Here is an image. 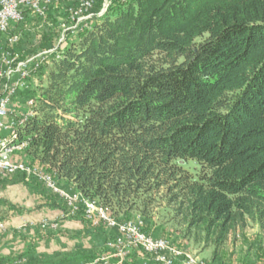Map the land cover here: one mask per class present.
I'll return each instance as SVG.
<instances>
[{
    "label": "trees",
    "instance_id": "trees-1",
    "mask_svg": "<svg viewBox=\"0 0 264 264\" xmlns=\"http://www.w3.org/2000/svg\"><path fill=\"white\" fill-rule=\"evenodd\" d=\"M47 64L34 73L45 84L11 103L34 101L18 140L67 192L122 222L137 215L145 233L164 208L212 258L247 226L264 229V0L115 3ZM15 176L5 183L69 214L59 195Z\"/></svg>",
    "mask_w": 264,
    "mask_h": 264
},
{
    "label": "rangeland",
    "instance_id": "rangeland-1",
    "mask_svg": "<svg viewBox=\"0 0 264 264\" xmlns=\"http://www.w3.org/2000/svg\"><path fill=\"white\" fill-rule=\"evenodd\" d=\"M126 1L128 0H125V2ZM110 2L109 8L115 3H122L119 0H111ZM102 4L103 0H43V5H45L46 11L42 17L31 14L32 16H29L23 24L19 25L16 31L9 32L8 29L6 33L0 34V52L2 53L0 56L1 88L9 84L8 80L3 76L4 72L9 69V67L5 65L3 58H8L10 60L16 58V61L13 63L16 65L19 62L31 59L38 60L40 59L39 55L46 53L47 60L50 56L55 55L58 50L65 48L67 44L75 42L80 32L90 28L93 19L99 17L98 14L102 10ZM88 5H91V7L89 8ZM96 5H100V10L97 15L93 13V8ZM85 10L89 11L84 12ZM107 10L104 13H106ZM87 14H91L92 18L87 21H78L81 17H84ZM13 24L16 23H11V25ZM85 25L86 28H84ZM40 67L45 71L48 68L47 61L43 62L39 68ZM39 68L37 70H39ZM32 70L33 66L31 65L30 71ZM38 73L34 75L32 72L29 75L26 80L27 87L38 88L45 84V76ZM12 76V82L16 81L18 76L15 72ZM28 110L29 107L27 102L25 103L21 101L18 97L15 98L10 104V114L7 117V121L18 119ZM26 150L27 146L20 150H16L11 156L13 162H21L29 167L39 169L51 179V186L54 189L47 187L36 177H29V179L24 177L25 182H33V184H35L34 182H37L44 189H47L46 191L59 195L64 200L65 197L71 198L73 204L77 206V210L79 204L82 205L83 213L77 214L78 211L74 212V215L77 214L76 217L73 219L69 218L67 215H63L62 211H55L52 208H48L45 202L46 200L43 196H39L34 188L31 189L30 187L23 185L20 181L5 183L7 180L14 181V177H16L15 175L12 177H5L0 182V214L11 213L13 216H22H18V223L15 226V230L19 233L18 237L24 239L26 236L30 235L29 229L22 231L17 230V227L20 226L21 218L39 222L42 218L40 217V219H38L35 216L40 214L43 219L46 218L51 222H59L58 227L55 230L47 227L42 229L44 231H40L39 228H37L38 226L31 228V230L33 229V231H31L32 234L42 233L47 234L49 238H52V248L49 252L56 249V246L59 247L61 245L59 252L56 253L55 250L54 252H51L50 255H53L54 257L47 260L45 264H90L92 259L100 255L106 257L110 256L114 250L108 251L106 244L110 241H115L117 238L123 237L118 233L117 228L106 227L102 222L93 226L84 216V211L86 210L84 201L87 200H82L80 195L75 192L72 187L68 188L67 192L65 190L66 187H68L66 186V183L55 179L44 167L40 166L37 162H34L30 156L27 155ZM182 167L193 175H196L199 172V165L194 161H187L182 164ZM74 196L79 197L74 201ZM87 202L88 205H91L90 203L96 204L95 201L88 200ZM57 212L59 214H57ZM25 214H32L33 218H29L27 217L28 215ZM170 217L171 213L164 208L155 210L154 221L146 233L144 232V224L137 215H133L123 222L122 218H111L118 226L132 223L140 229V232L144 236L150 238L153 242L160 240L164 241L167 243L168 250L179 253V257L182 258L189 259L187 257L188 255L190 258H197L198 261H203L206 264H264V229H260L256 225L247 226L242 232H237L236 236H231L229 242L218 253V256L212 258V248L204 250L201 246H197L193 244L192 241L183 239L180 234H176V227H174V224L169 221ZM89 232H96L99 235H97L98 237H95L94 240H89L86 238V235ZM64 237L67 238V241L62 244L59 242V239ZM68 239L76 240L74 242L72 240L68 241ZM65 243L72 245L71 248L74 249L73 252L75 253L65 249ZM21 246L22 243L16 247V254L18 255L15 254L14 257L12 256V260L8 264H26V262H28L27 259L21 256L22 254H19L21 253ZM134 252H138L141 256H144L145 254L149 258L152 257V255L144 253L140 246L134 249L132 253ZM93 253L95 254L94 256H88ZM130 257L131 256H129L123 264H125ZM107 261L114 262L115 260L111 257Z\"/></svg>",
    "mask_w": 264,
    "mask_h": 264
},
{
    "label": "built area",
    "instance_id": "built-area-1",
    "mask_svg": "<svg viewBox=\"0 0 264 264\" xmlns=\"http://www.w3.org/2000/svg\"><path fill=\"white\" fill-rule=\"evenodd\" d=\"M111 0H103L102 10L98 16H102L103 13L109 8ZM124 3L125 0H119ZM90 8L91 5H88ZM30 12L32 15L42 17L45 14V5H43V0H0V34H4L8 31L11 23H20L24 18V11ZM89 10H85L87 12ZM86 16V17H85ZM81 17L78 21H87L92 18L91 14H87ZM86 28V25L84 26ZM15 40V39H14ZM38 60H28L24 62H19L16 65L13 64L15 59L3 58L6 66L9 67L3 74L9 84L1 88L0 85V182L6 177H12L14 175L20 174L23 177H36L40 179L47 187L52 188L51 179L44 174L39 169L34 167H29L21 162H13L11 159L12 154L16 150H20L27 146L26 142L18 140L17 129L22 127L26 121L35 116L34 112V101L28 100L27 105L29 110L22 114L18 119L7 121L9 116V105L11 103V98L14 96L16 91L20 89H27L26 80L29 75L37 71L39 66L46 62V53L39 55ZM31 65L33 70L30 71ZM16 73L18 76L16 81L12 82V75ZM79 197V196H77ZM74 196V201L77 200ZM67 206L69 207V216L74 215L77 212V206L72 202L71 198L65 197ZM84 201V206L86 210L84 211L85 219L88 220L93 226L103 223L104 226L109 228H117L118 233L123 237L117 238L115 241H110L106 244L108 251H113L110 256L106 257L100 255L90 261V264H123V262L131 255L134 249L138 246L142 247V251L146 254L152 255L150 258L156 264H206L203 261H198L197 258L192 259L188 255L186 258L179 257L180 254L168 250L167 243L164 241L153 242L150 238L144 236L137 226L132 223H126L122 226H118L109 213L103 210L95 203L87 204ZM67 215V216H68ZM49 228L55 230L58 227L57 221H49L44 218L39 222H34L29 219H21L20 226L17 230H26L34 227ZM6 225L0 223V232H5ZM114 258V262L107 261L110 258Z\"/></svg>",
    "mask_w": 264,
    "mask_h": 264
},
{
    "label": "crops",
    "instance_id": "crops-1",
    "mask_svg": "<svg viewBox=\"0 0 264 264\" xmlns=\"http://www.w3.org/2000/svg\"><path fill=\"white\" fill-rule=\"evenodd\" d=\"M57 214L59 213L57 212ZM25 215H28L27 217L29 218H33L32 214ZM18 216L22 217L21 215L13 216L11 213L3 215L2 213L0 214V222H3L5 225H7V229L5 230V232H0V264L10 263V261L12 260V256L14 257V255L16 254V247L21 243V253L19 254H22L21 256L28 260L26 264H45L47 260H50L54 257L53 255H50L51 252H54V250L56 251V253L59 252L61 245L59 247L56 246V249H53L51 252H49L52 248V238H49L47 234H32L31 231H33V229H29L30 235L26 236V238L24 239H20L18 237L19 233H17V231L15 230V226L18 223ZM35 217H37L38 219H40L41 217L43 219L40 214L36 215ZM37 228H39L40 231H44L40 227ZM95 237L96 236H93V233L91 232L87 233L86 235V238H88L89 240H94ZM59 240V242L63 244L67 241V238H60ZM71 240L75 242L76 239H68V241ZM71 246L72 245L65 243L64 248L69 250L70 252H73L74 249L71 248ZM132 254L130 255L131 257L129 258V260L125 262V264H139V262L142 261V256L138 252H134Z\"/></svg>",
    "mask_w": 264,
    "mask_h": 264
}]
</instances>
